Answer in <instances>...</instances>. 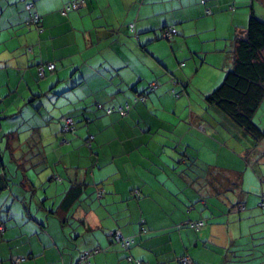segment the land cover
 Returning <instances> with one entry per match:
<instances>
[{
    "label": "crops",
    "instance_id": "1",
    "mask_svg": "<svg viewBox=\"0 0 264 264\" xmlns=\"http://www.w3.org/2000/svg\"><path fill=\"white\" fill-rule=\"evenodd\" d=\"M68 1L35 0L37 25L25 1L0 0V135L19 111L35 118L20 121L32 129L25 140L9 131L21 187L0 145L2 187L9 177L0 193L15 192L0 203V264L17 255L29 256L17 264H76L85 250L90 264H182L184 254L264 264V138L205 101L251 10L264 20V0H85L64 14ZM166 26L178 30L171 39ZM42 61L56 68L40 77ZM127 104L125 116L105 111ZM172 111L189 115L183 123ZM256 115L264 129V98ZM66 116L77 121L73 138L61 131ZM75 183L82 191L66 204ZM202 218L201 229L189 225ZM113 230L135 242L123 246Z\"/></svg>",
    "mask_w": 264,
    "mask_h": 264
},
{
    "label": "trees",
    "instance_id": "2",
    "mask_svg": "<svg viewBox=\"0 0 264 264\" xmlns=\"http://www.w3.org/2000/svg\"><path fill=\"white\" fill-rule=\"evenodd\" d=\"M23 1H25L26 3L27 10L30 11V21H31L32 15L35 14L34 13L35 11H33V8L29 9L28 4L29 3L35 4V0H23ZM71 1L65 3L64 6L69 4ZM30 21H28V23H30ZM167 27L168 26L163 28V31ZM232 61H233L232 67L226 72L222 82L211 93H209L205 97L206 103L208 105L216 106L227 116H229L234 122H236L239 126H241L246 131L251 133L256 139L261 140L264 138V129L254 120V116L264 98V20L261 19L254 10H251L250 12V17L246 29L243 31V33L238 34L235 37ZM47 64L48 63L46 61H42L39 63L38 65L39 75H40L39 67L41 65H44L45 69L47 70L48 69ZM55 68H56V63H55ZM55 68L52 70L51 69L48 70L53 71L55 70ZM46 70H45V74H46ZM155 86L154 85L152 86L151 84L149 89L150 90L154 89ZM181 93H182L181 91L178 92L177 90H175V92L172 91V94H174L177 97H181L182 95ZM146 95L147 92H143V94L140 96L141 97L144 96L145 98ZM70 117H72L75 120V123L77 122L74 116H70ZM63 126L64 123L61 128L62 131L64 130ZM71 132L72 131H70V133ZM86 140L88 141L89 144H91L90 141L91 136H89ZM4 180H5V183H3L4 186L2 187L0 185V190L4 189L9 184V177H5ZM81 191L82 188L79 183L73 184L70 187V189L67 191V195L65 196L64 201L66 202V204H71L72 201H74V199L80 195ZM205 224H206V220H205ZM189 225L191 226V224ZM194 228L197 229L196 227ZM115 231L117 230H113L112 232L110 231L111 236L114 238V240L115 237L113 233ZM131 238L133 239L132 243H134L135 242L134 237ZM98 249L99 247L96 248L95 250ZM86 251H90V250L83 251L80 254V257L76 264L85 263L82 260V256L85 254ZM22 256H25V259L22 261H25L26 259L29 258V256L27 255H22ZM13 257L11 258V261L14 264H17L13 261ZM128 259L132 262H135L136 264H143V261L139 259H135L132 256H129ZM90 262L91 261L89 258L88 264H90Z\"/></svg>",
    "mask_w": 264,
    "mask_h": 264
},
{
    "label": "rangeland",
    "instance_id": "3",
    "mask_svg": "<svg viewBox=\"0 0 264 264\" xmlns=\"http://www.w3.org/2000/svg\"><path fill=\"white\" fill-rule=\"evenodd\" d=\"M28 50H32V48L31 47H28ZM38 69V68H37ZM38 75H39V73H38ZM40 76V75H39ZM41 77V76H40ZM12 81H14V79H12ZM23 82H24V80H23ZM196 82H199V78H196L195 80H193V85L194 86H196ZM6 87H7V85H6ZM8 88V87H7ZM14 90H15V88H13ZM15 93V92H14ZM172 93V92H171ZM30 96V95H29ZM195 96H197V97H199V95H198V93H197V91L195 90V88H194V97ZM30 98H31V96L30 97H27V99L26 100H23V104L26 102V101H29L30 100ZM206 101V100H205ZM31 104V103H30ZM207 104V103H206ZM1 106V105H0ZM17 110H19V109H17ZM189 110H190V107H189ZM16 112H18V111H15V113ZM44 113H46L45 111H44ZM172 113H173V111H172ZM9 114H12V113H9ZM23 115H27L28 116V118L29 119H31V120H35V118L34 117H31V114L30 113H28V112H26V111H23V112H18L17 113V115L15 116V117H13V118H6V119H4L3 120V122H5L4 124H5V126H6V130L8 131L5 135H4V132L3 133H1V135H0V145H3L4 147H3V151H4V148H5V151L4 152H6L7 153V155H6V160H4L5 161V163H6V165H7V171L10 173V175L12 176V181H16L18 184H17V186H19V187H21V183H22V178H23V166H21L20 165V162H19V159H18V155H16L17 156V158H15V156H13V154H12V151H11V149L9 148V147H7L8 145H7V143H8V141L9 140H11V137H10V135H9V131H11L13 128V130H21L22 132H20V136H22L23 135V139L25 140V138L26 137H24L25 136V134L27 133V136L32 132V129L31 128H29L28 127V125L27 124H24V123H20V121L21 120H23L24 119V117H23ZM107 116H108V114H106ZM173 115L174 116H176V118H177V121H179L180 119H182L183 120V123L185 122V120H186V117L189 115V113L188 112H186V113H184L183 115H181V113H180V111H177V113H173ZM173 115H172V117H173ZM186 116V117H185ZM258 119V115H256V116H254V120L256 121ZM257 122V121H256ZM20 124H21V126H20ZM18 126H20V127H18ZM18 127V128H17ZM77 129H78V126L76 127V129L74 130V131H72L71 133H70V131H64L63 130V135L65 136V138H67V137H70V138H73V137H75V135H76V131H77ZM44 130V132H46L47 131V129H43ZM61 131H62V129H61ZM3 134V135H2ZM61 134H62V132H61ZM161 137H164V135H158L157 136V138L159 139V138H161ZM157 139V140H158ZM62 143V140H60L59 141V144H61ZM85 146L87 147V149H91L90 147L92 146H90V144L88 143H85ZM24 147L25 148H28V149H32L33 147H34V145L30 142V143H25L24 144ZM47 147V150H48V148H49V145L48 146H46ZM152 147H155V144L153 143L152 144ZM67 149H69L68 147H67ZM73 152H77L76 150H74ZM76 155H78V152L76 153ZM76 155H75V157H76ZM13 158H14V160H13ZM28 162V164H31V162L30 161H27ZM107 168H109V170H110V167L108 166ZM107 168H102V170H105V169H107ZM35 169L33 168V170H31V169H29V172H32V171H34ZM17 172H20V173H18V176H17ZM100 172V170L98 171V173ZM30 174H32V173H30ZM13 185V184H12ZM97 187V186H96ZM97 188H95L94 190H96ZM17 191H18V189H16ZM12 192V190L11 189H8V190H5V191H2L1 193H0V203H3L4 201H6V199H8V197H9V199L11 198H13V194L15 193V192H13V193H11ZM95 192H97V191H95ZM94 192V193H95ZM98 193V192H97ZM13 211H14V209H13ZM83 244L85 245V243L83 242ZM90 252V254L92 253V250L91 251H89ZM94 252H96V251H94Z\"/></svg>",
    "mask_w": 264,
    "mask_h": 264
},
{
    "label": "built area",
    "instance_id": "4",
    "mask_svg": "<svg viewBox=\"0 0 264 264\" xmlns=\"http://www.w3.org/2000/svg\"><path fill=\"white\" fill-rule=\"evenodd\" d=\"M85 0H73L71 1L69 4L65 5L62 8V13L66 14L68 13V11L72 10V9H77L80 6H82L84 4ZM34 7V3H29L28 4V8L32 9ZM208 13H211V10L208 9L207 10ZM41 15L38 13H35L32 15L31 21L37 25L40 24L41 21ZM131 30H135V24H132L130 27ZM177 28L174 26H170L167 27L166 29H164L163 31V36L165 38L171 39L176 33H177ZM48 69H54L55 68V63L54 62H49L47 64ZM45 66L41 65L39 67V71H40V76H44L45 74ZM154 86L156 84H153ZM152 85V86H153ZM175 92V91H174ZM142 99L144 98V96L141 97ZM99 107H104V105L99 104ZM105 110L107 111V113H112L114 111L119 112L121 115H126L129 112V104H127L126 106H113V107H105ZM64 131H74L76 129V123L75 120L70 117V116H66L64 118V126H63ZM93 138V136H91V139ZM138 192V191H137ZM99 195H102V192H99ZM260 206L262 209H264V195L260 201ZM240 208H244L243 205H240ZM189 224H191V226L196 227L197 229L202 228L205 225V220L204 219H199L196 221H190ZM0 229H4V224L1 223L0 224ZM115 240L120 242L123 246H129L132 242L133 239L131 237H126L121 230H117L113 233ZM89 255L90 252L86 251L85 254L82 256V260L85 262L84 264H88V259H89ZM25 256L22 255H17L15 257H13V261L15 263H19L20 261L24 260ZM131 259V258H130ZM180 261L182 264H194L193 259L189 256V255H182L180 258Z\"/></svg>",
    "mask_w": 264,
    "mask_h": 264
}]
</instances>
